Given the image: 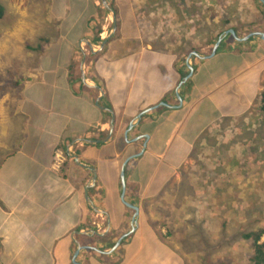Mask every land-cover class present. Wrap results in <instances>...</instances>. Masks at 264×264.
<instances>
[{
  "label": "crops",
  "instance_id": "0c3cea01",
  "mask_svg": "<svg viewBox=\"0 0 264 264\" xmlns=\"http://www.w3.org/2000/svg\"><path fill=\"white\" fill-rule=\"evenodd\" d=\"M107 1L113 14L96 0H24L11 8L22 22L0 30V54L28 50L23 67L0 62V264H91L88 251L120 249L124 264L222 263L201 250L216 243L205 203L228 234L224 203L244 200L227 157L264 139V39L233 36L243 50L228 52L223 31L212 55L223 12L240 11L223 0ZM250 10L248 35L264 34ZM206 148L210 170L196 156Z\"/></svg>",
  "mask_w": 264,
  "mask_h": 264
},
{
  "label": "rangeland",
  "instance_id": "374dc122",
  "mask_svg": "<svg viewBox=\"0 0 264 264\" xmlns=\"http://www.w3.org/2000/svg\"><path fill=\"white\" fill-rule=\"evenodd\" d=\"M21 1L24 0H0V2L5 7L6 15L4 18L0 19V30L7 24L11 25L12 29H15L14 24L21 21L19 15L17 17L11 11L12 6L16 3L17 6H19V3ZM157 2L161 4V0ZM180 2H182V0H180ZM183 3H186V1L183 0ZM232 4L234 9H240V11H230V14H227L228 17H230V24L232 26L236 27L238 25H241L243 22H247L250 20L249 18H251V14H253L250 8L252 7V5H256V2L254 0H233ZM39 6H44L43 0H39ZM214 7L215 5L212 6V9L208 12V15H211ZM193 9L196 10L195 7H193ZM232 12H234V14H231ZM223 13H225V11ZM34 20L36 21V19ZM31 21H33L32 17L28 16L26 22L30 23ZM20 24L23 25V27L27 26L26 24ZM39 25L40 23L33 22L30 26H32V28H38ZM31 30L32 29L28 30L27 34H25L24 31L22 32V37L24 36V39H26V41L24 42L25 45L30 44V38L32 37H29V33ZM6 41L7 40H4L2 37H0V44H4ZM11 44L13 45L11 46V52H8V54H0V62L3 64L4 62H6L7 64L10 63L8 66L14 68H17L19 65L20 67H23L26 62L24 57L28 54V50H26L22 44H20V46L19 43H16V41H13ZM22 52L23 54H21ZM12 76L13 75H11V77ZM262 124L263 123H261L260 125L259 131L264 132V124ZM259 136L260 135L257 133V137ZM232 144L233 143L229 144L230 146L228 145L230 147L228 150L231 151L233 149H236L237 152L235 151L234 154L229 153L227 161L229 162V164L231 160H234L235 164L236 162L238 163L237 165L232 166L228 164L229 174L228 177H225V179L228 181L234 174L235 177L231 179L235 180V184L238 183V185H236L237 188L235 189L238 190L239 196L244 201H241L239 203L235 202L233 204L235 212L233 208L225 210V216L230 218L226 219V224L228 223L227 225L229 226L230 232L228 231L229 233L224 236H222L221 232L219 235H217V231L215 230L217 226L220 227L222 225V216L220 215L218 217H215V213L218 210L216 208V205L212 208L213 202H211L210 206L209 202L205 203V211H208V213L203 215H210L213 219L208 224L209 232L207 236L212 240L216 239V243H210L206 248H204L201 243V250L206 256H208L209 259L222 262L219 264H249V256L251 252L249 241L245 240L241 234V239H238V235L235 236L234 234L239 229V227L240 231H252L264 225V139L262 138V142L260 145L255 146L254 153H251L249 155L245 151L248 144H246L245 146H243L242 144L234 145L233 149L231 147ZM203 152V154L200 153L196 156H198L199 160L202 162L201 164H206V166H209L208 169L210 170V168H213V165H215L219 161L215 160L216 157L212 155V150L206 148ZM226 156L227 155H225V158ZM220 173L223 172L220 171L219 174L215 173V178L217 175H221ZM209 179L211 180V178ZM213 181L216 182V179H213ZM224 187H227V190H232L235 185ZM208 191L209 194L212 195L213 190L210 189L205 192L207 193ZM208 197L210 196L208 195ZM211 211H214V214H211ZM212 232H214V234ZM202 236L205 237L204 234ZM211 264H214V262H212Z\"/></svg>",
  "mask_w": 264,
  "mask_h": 264
},
{
  "label": "trees",
  "instance_id": "16d2710c",
  "mask_svg": "<svg viewBox=\"0 0 264 264\" xmlns=\"http://www.w3.org/2000/svg\"><path fill=\"white\" fill-rule=\"evenodd\" d=\"M96 1L98 3V7L102 10H105L103 5L101 4L100 0H96ZM223 1L226 3V7L230 8L233 6V4H232L233 0H223ZM227 1H230L229 5H227ZM254 1L256 2L255 6L261 12L260 17L258 18L256 23L264 26V4L260 0H254ZM109 5L113 10V5L112 4H109ZM227 14H230L229 11L228 12L225 11V13H223V15H222L223 17H225V19H221V21H223V30L220 32L219 35L212 37V39L210 40L211 42L212 41L216 42L218 40L219 36L222 34V32L226 31L230 28H233L235 30V32L242 37L247 36L251 31H253V29H254L253 22H251L252 24H249L248 21L243 22L241 25H238L235 27V26H232L230 24V17H228ZM5 16H6L5 15V7L0 2V19L4 18ZM255 20L256 19L252 18V21H255ZM228 42H232L233 45L229 46ZM237 46H239V42L235 40V38L233 37L232 34H228L226 36L225 40L221 43L220 49L226 50L228 52L233 51V52L239 53L243 49H239ZM39 49H40V46L36 50H39ZM185 87H190V83L185 84ZM260 111H261V113L264 114V91L260 95ZM224 206H225V209L227 210L232 206V203L226 201L224 203ZM241 235L245 240L249 241V244H250L251 252H250V256H249V264H264V225H262V227H260L258 229L252 230V231L243 230L241 232ZM102 238L105 239L106 237H102ZM110 238H112V237L110 236ZM134 251H135V249L130 250L129 255L132 254V252H134ZM120 254H121V256L119 258H117V256L116 257H114V256L115 255L119 256V252L117 254L114 253V256L112 254L109 256V255L97 253L95 251H88V255H91L93 257L98 258L97 261H94L91 264H100V263H102V264H124V262L127 261L129 256L125 255V258H126L125 260L120 259L123 256L121 249H120Z\"/></svg>",
  "mask_w": 264,
  "mask_h": 264
},
{
  "label": "water",
  "instance_id": "95a60500",
  "mask_svg": "<svg viewBox=\"0 0 264 264\" xmlns=\"http://www.w3.org/2000/svg\"><path fill=\"white\" fill-rule=\"evenodd\" d=\"M263 4H264V0H260ZM100 2H101V4L103 5V7H104V9L108 12V13H112L113 14V10H112V8L110 7V5H109V3H108V1L107 0H100ZM225 34H232L237 40H239V41H245V40H247L249 37H251V36H259V37H262L263 39H264V34L263 33H261V32H255V33H251L250 35H248L247 37H245V38H239L237 35H236V32H235V30L234 29H229L228 31H226L225 32ZM222 36H220V38H219V40L217 41V43H216V45H215V47H214V51H213V54L212 55H214V53L217 51V49H218V47H219V44H220V42L222 41V38H221ZM210 56H206V58H209ZM123 185H124V193H125V183H124V174H123ZM123 202L126 204V206H129V207H132L135 211H136V213L138 212V208L136 207V206H132L131 204H128L127 202H125V200H124V196H123ZM136 220V219H135ZM135 220H134V222H135ZM80 249H82V247L81 246H78V249H77V251H76V258H77V256H78V253H79V250ZM115 249V248H114ZM74 263L75 264H80L79 262H77L76 261V259L74 260Z\"/></svg>",
  "mask_w": 264,
  "mask_h": 264
},
{
  "label": "built area",
  "instance_id": "2783aa9c",
  "mask_svg": "<svg viewBox=\"0 0 264 264\" xmlns=\"http://www.w3.org/2000/svg\"><path fill=\"white\" fill-rule=\"evenodd\" d=\"M65 162V158L61 152L56 153L55 167L60 169Z\"/></svg>",
  "mask_w": 264,
  "mask_h": 264
},
{
  "label": "bare ground",
  "instance_id": "6f19581e",
  "mask_svg": "<svg viewBox=\"0 0 264 264\" xmlns=\"http://www.w3.org/2000/svg\"><path fill=\"white\" fill-rule=\"evenodd\" d=\"M64 154V153H63Z\"/></svg>",
  "mask_w": 264,
  "mask_h": 264
}]
</instances>
